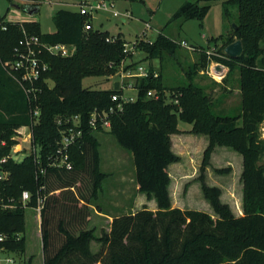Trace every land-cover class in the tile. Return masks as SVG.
<instances>
[{"label": "trees", "instance_id": "16d2710c", "mask_svg": "<svg viewBox=\"0 0 264 264\" xmlns=\"http://www.w3.org/2000/svg\"><path fill=\"white\" fill-rule=\"evenodd\" d=\"M210 5L185 2L170 21L202 22ZM236 29L220 35L222 45L215 54H204L207 65L218 62L230 74L239 69L241 113L222 115L213 110L205 89L191 83L179 87L176 102L164 99L161 74L148 69L146 77L135 80L136 98L112 100L122 90L89 89L82 79L94 75L92 63L101 64L103 75L114 73L126 58V41L107 31H84L88 15L59 9L52 20L55 31L39 33L37 27L5 22L0 27V251L21 254L25 248V207H41L43 264H264V0H226L224 19H233ZM90 18V17H89ZM91 19V18H90ZM90 19L88 23L91 25ZM23 30L36 34L43 45L42 58L49 69L27 94L10 74L6 62L17 59L15 48L23 49ZM236 39L243 45L238 58H229L224 47ZM74 46L71 56L53 55L45 46ZM178 44L160 31L152 43H142L147 59L172 54ZM206 53V52H205ZM131 64L125 69L130 68ZM196 72V69L194 70ZM52 83V85L50 84ZM26 87H30L27 85ZM159 94L149 97L148 91ZM109 129L89 125L93 111L109 110ZM38 110V117H34ZM78 115L82 138L67 149L70 169L52 165L59 150L63 123L58 119ZM178 122L190 124L191 133L208 137L200 168L201 189L214 216L207 212L173 208L168 166L179 160L171 149L170 135L181 132ZM29 127L37 152L21 161L11 156L15 131ZM104 130L133 158L138 190L154 199L157 211L146 207L135 214L115 217L110 231L103 233L97 252L90 249L92 233L86 231L88 203L96 198L105 174L100 171L96 131ZM216 146L228 147L242 156V210L235 216L221 201V190L205 182L204 172ZM227 169H216L223 173ZM29 199L23 202L22 193ZM78 233V235H76ZM16 257V256H15ZM28 264V263H22Z\"/></svg>", "mask_w": 264, "mask_h": 264}, {"label": "rangeland", "instance_id": "374dc122", "mask_svg": "<svg viewBox=\"0 0 264 264\" xmlns=\"http://www.w3.org/2000/svg\"><path fill=\"white\" fill-rule=\"evenodd\" d=\"M102 1L107 4L111 3V9L93 11L91 19L88 15L85 24L90 19L92 29L107 31L108 39L120 35L127 43L125 46L126 58L110 75L100 74L101 64L92 63L91 69H94V75L83 78V86L102 90L113 89L116 81H123L124 85H127L128 82L134 84V79H123L120 73L142 66L146 70L153 69L156 74H161V82L165 88L163 96L168 104L176 102L179 87L191 83L205 89L214 102L215 113L222 115L241 113L239 69L235 67L227 76L228 67L212 61L225 68L224 73L218 76L214 74V66L210 68L212 62L209 65L206 63V54L217 52L222 45L221 39L217 41L215 39L220 35H231L233 26L236 25V9L232 10L234 14L232 20L223 17L222 2L226 0H0V23L15 20L17 22L10 23L32 25L37 27L39 32L48 33L55 30L52 20L55 11L59 9L77 11L83 4H96ZM196 1H199L200 4L210 5L202 22L193 19L184 23L170 21L172 15L182 4ZM27 7H37L38 11L29 15L24 10ZM114 11L118 14L114 15ZM90 28L84 27V31L87 32ZM160 31L178 44V47L172 54L166 53L160 59H147L140 45L152 43ZM182 42L186 44H181ZM130 64L132 66L126 70L125 68ZM195 69L196 72H194ZM123 74L126 75V72ZM50 84L52 85L51 82ZM130 86L122 88V95L124 98L135 99L136 91ZM38 114H34V117H38ZM188 127H190L189 124L178 122L181 132L170 135L171 149L173 148L172 151L179 157V160L172 163L171 168H168L171 179L169 185L171 202L174 207H180L182 210L204 211L215 217L203 195L200 182V168L208 143L205 146L203 135L184 130ZM15 132L12 139L16 141L17 145L15 148L12 147L11 156L13 159L21 160L33 149L31 140L28 139L32 132L29 127L19 128ZM108 132L107 130L95 132L96 137H103L99 148V168L107 178L104 182L105 187H109L111 191L109 196L105 195V197L119 199L124 203L125 199L135 197L136 194L133 158L116 142L113 136H109ZM189 133L196 136H189ZM261 133L264 137V124L261 126ZM231 151L230 148H225L224 153L228 154H224L223 151L217 150L213 154V158L212 153L210 154V164L205 169L204 179L208 185L221 187L224 199L230 201L232 208L236 209V207H240L242 195V182L237 170L236 156L238 155L240 161L241 156L236 152L231 154ZM223 156H229L230 164L221 162ZM216 169H227V171L218 173ZM123 207L125 208V205ZM33 213L32 209H27L25 213L26 257L28 254H34L38 257L36 263L40 264L41 244L37 236L36 217H33L35 213ZM22 254L23 252L15 254L19 264L25 262V259L21 260Z\"/></svg>", "mask_w": 264, "mask_h": 264}, {"label": "built area", "instance_id": "2783aa9c", "mask_svg": "<svg viewBox=\"0 0 264 264\" xmlns=\"http://www.w3.org/2000/svg\"><path fill=\"white\" fill-rule=\"evenodd\" d=\"M111 7H112L111 3L107 4L106 2L102 1L96 4L93 3L83 4L79 7L78 11L82 15H92L93 11H96L98 9H104V10L111 9ZM117 14L118 13L114 11V15ZM0 27H2V29H5V26L2 23H0ZM84 27L86 29H89L90 24L86 23ZM181 44L185 45L186 43L182 42ZM20 45L23 46V49L15 48L14 50L17 59H15L14 61L6 62L5 65L8 67L10 74L18 81V83L22 86L25 92L27 94H30L33 90H35L33 87L34 83L40 79L43 73L48 71L49 65L42 58L43 45L36 34H29L25 30H23V39L20 41ZM126 45L127 43L125 44V46ZM45 47L48 50V52H50L51 54L61 57L71 56L75 51L74 46L65 45V44H53ZM208 54L211 55L215 53L208 52ZM224 69L225 68L223 66L219 70L216 69V66L213 67L214 74L218 76H221L224 73ZM124 72H126V75L123 74ZM120 74L122 75L123 79L130 78L136 80L137 78L140 77H146L148 75V70H146V68L142 66H138L137 68L135 67L134 69L123 71ZM156 75L157 74L154 73V76ZM128 83L127 85H124L123 81H119V86H120L119 90H122L123 87H127L128 85H131L130 87L134 89V84L132 83L128 84ZM27 85H30V87H26ZM147 95L149 97H154V98L159 97V94L152 90H149ZM117 99L120 100L119 104L117 105L118 109H121V102L134 100L132 98H124L122 94L112 96V100H117ZM114 110L115 109L111 107L109 108V110L93 111L90 115L89 125L93 129H97L98 127H101L103 129H109L110 120L108 119V115L114 112ZM34 114L35 115L38 114V111L34 110ZM62 123L64 125V129L61 132V138L59 141L60 148L58 150L56 158L52 161V165L70 169L72 167V164L69 160L67 149L70 145L77 143L82 138L83 130L81 128V121L78 115L67 117L64 119V122H62L61 119H58L57 124L61 125ZM24 128L25 127H21V129ZM28 139L31 140V144L33 146V149L30 153L35 154L38 149L32 143V134L29 135ZM16 145L17 144H15L13 147L15 148ZM5 161L6 158H2L0 160L1 163ZM4 178H6V173L4 171H0V180ZM28 199H29V193L27 191H24L22 193L21 200L26 201ZM41 206H42V201L39 200L38 201L39 209L41 208ZM1 239H3L2 235H0V240ZM0 264H19V263H18V259L14 256V254L0 251Z\"/></svg>", "mask_w": 264, "mask_h": 264}, {"label": "crops", "instance_id": "0c3cea01", "mask_svg": "<svg viewBox=\"0 0 264 264\" xmlns=\"http://www.w3.org/2000/svg\"><path fill=\"white\" fill-rule=\"evenodd\" d=\"M29 15H31V14H29ZM91 17H92V15H90V18ZM8 22H17V21H15V20L14 21L13 20L10 21L9 20ZM18 22H20V21H18ZM54 31H52V32H54ZM26 32L31 34L28 31H26ZM38 32H39V29H38ZM52 32H48V33H52ZM39 33H41V32H39ZM211 66L215 67L216 64H214V62H212V64H210V68H211ZM191 127L192 126L190 125V127L186 128L184 130L190 131ZM188 135L189 136L190 135L191 136H196V135H193V134H190V133ZM109 136H112V135L109 134ZM178 136H182V135H178ZM202 138H203L204 144L206 146V144L209 143L208 137L206 135H203ZM97 141H98V145H99L98 149H99L100 146H101V142H103V137H101V138L97 137ZM225 148H228V147L216 146L213 149L212 158H213V154H215V152L217 150H221V151H223L222 153H224V149ZM172 150H173V148H172ZM233 152L235 153L236 151L232 150L231 154H234ZM224 154H228V153L225 152ZM237 154H239V153H237ZM129 155H130V153H129ZM130 156L132 157V155H130ZM228 157L229 156H223L222 159H221V162H223L225 164H230L229 163L230 160H229ZM236 157H237L236 161L238 162L237 170H238V173H239L240 179H241L242 156H241V161H240L238 155ZM21 160H16V161H21ZM171 165L172 164H170L168 166V168H171ZM230 166H232V165H230ZM216 168H218V167H216ZM134 178H135V170H134ZM106 180H107V178L103 179L102 187L98 191L97 197L93 198L87 204L88 208H89V220H88V223H87V226H86V231L91 232L93 237H94L91 240V243H90V249H91L92 252H97L99 250V248L101 246V241L99 239L101 238L103 233H107V232L110 231L111 223H112V221H113V219L115 217H118V216H121V215H127V214H135L136 212H138L139 210L143 209L144 207H146L148 210H150L152 212L157 211L156 201L154 199H149L145 193L140 192L138 190V186L136 184V181H135L136 194L134 195L135 197H132L130 199H125L124 203H122L123 201L121 202V200H119V199H112V197L111 198L110 197H108V198L105 197V195L109 196V193H111L109 187H107V186L105 187V185H104V182H106ZM210 186H216V185H210ZM216 187L220 188V190H221V196H220L221 201L223 203L229 205V207H230L231 211L233 212V214L235 216L243 215V210H242V196H243V192H242V195H241L240 207H236V209H233L232 205L230 204V201H226L224 199L221 187H219V186H216ZM242 187H243V185H242ZM23 202H25V201H23ZM123 205H125V208L123 207ZM172 207L173 208H180V207H176V206L174 207L173 204H172ZM27 209H32L33 212L35 213V214L33 213L34 214L33 217L34 218L36 217L37 236L39 237L40 244H41L40 264H43V239H42V233H41V208L39 209L38 206L35 207V208H33V207L32 208L31 207H25L24 214L26 213ZM25 218H26V215H25ZM25 224H26V220H25ZM24 233H25V231H24ZM24 233H23V236H24V239H25V248H24L25 252L23 251L22 255L24 256V258L22 256L21 260L25 259V263H28V264H37L36 261H37L38 257H36L34 254H30V255L28 254L27 257H26V248H27V246H26V238H25ZM76 235H78V233Z\"/></svg>", "mask_w": 264, "mask_h": 264}, {"label": "water", "instance_id": "95a60500", "mask_svg": "<svg viewBox=\"0 0 264 264\" xmlns=\"http://www.w3.org/2000/svg\"><path fill=\"white\" fill-rule=\"evenodd\" d=\"M25 11H27L29 14H34L37 12L38 8L37 7H27L24 9ZM234 29H236V25L233 26ZM224 53L232 59L238 58L239 56L242 55L243 53V45L240 39H236L233 42L229 43L228 45H226L224 47ZM222 68L221 64H217L216 65V69L219 70ZM120 86H119V82L116 81L114 82L113 85V89L114 90H119Z\"/></svg>", "mask_w": 264, "mask_h": 264}]
</instances>
